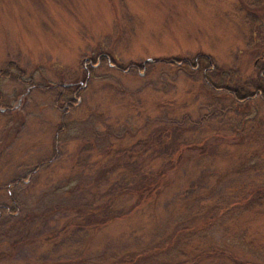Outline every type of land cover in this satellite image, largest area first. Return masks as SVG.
Returning a JSON list of instances; mask_svg holds the SVG:
<instances>
[{
	"label": "rangeland",
	"instance_id": "1",
	"mask_svg": "<svg viewBox=\"0 0 264 264\" xmlns=\"http://www.w3.org/2000/svg\"><path fill=\"white\" fill-rule=\"evenodd\" d=\"M199 54L209 57L210 83L252 91L264 76V0H0V68L8 77L0 81V264L157 244L199 192L219 194L216 207L238 202L223 215L209 208L216 220L186 236V264H264V168L248 167L246 153L250 144L251 158L263 164L264 102L253 95L236 118L231 97L205 83L201 68L175 63ZM138 63L142 69L129 67ZM63 99H70L66 130L55 139ZM163 129L170 148H189L180 150L178 170L167 172L157 204L48 245L87 182L98 177L101 187L123 150L155 145L154 132ZM110 144L118 151L105 155ZM87 153L102 155L96 166L86 165ZM197 180L214 191H188ZM128 203L124 196L114 208ZM154 259L170 261L163 252ZM154 262L144 255L135 264Z\"/></svg>",
	"mask_w": 264,
	"mask_h": 264
},
{
	"label": "trees",
	"instance_id": "2",
	"mask_svg": "<svg viewBox=\"0 0 264 264\" xmlns=\"http://www.w3.org/2000/svg\"><path fill=\"white\" fill-rule=\"evenodd\" d=\"M92 59V58H91ZM103 59V58H100ZM92 61H94L92 59ZM152 61H156L155 59ZM175 61V59L173 60ZM171 60L170 63L173 62ZM180 61V60H179ZM183 61V62H182ZM180 62L175 63H182L184 67H191L194 68H201L203 71V80L205 83L211 84L213 87H220L225 90L232 99V106L229 108L232 115H235L236 118L240 117L241 115L245 114V110H243L244 103H247L248 100L253 98V95L258 94V97L261 101L264 102V76H259L260 84H254L252 91L250 92H241V87H231L228 85L222 86L217 84H212L209 82L207 77L205 76V71L210 69V60L209 57L206 55L199 54L195 56L192 60H182ZM129 67L134 68H143V63L133 64ZM261 67L264 70V62L262 63ZM88 67L86 73L88 74ZM7 72L1 70L0 68V81L1 79L8 78L5 76ZM224 74V73H223ZM226 74V73H225ZM70 100V99H69ZM68 101L63 99L61 102L64 101L66 105L58 106L60 107V116H59V124L55 131L54 138L58 139L59 134L64 132L66 126V119H67V111L66 108L68 107ZM4 110L7 108L2 106ZM237 121V120H236ZM243 121L247 123L250 121L247 115H244ZM239 126V122H236V127ZM146 128V127H145ZM147 129V128H146ZM148 131V130H147ZM153 138H155V145L159 146V153L156 154L155 145L145 143H136L130 145L128 150H123V155L117 161V165L113 167V171H109L107 174V180L104 184H101L98 180V177L95 180H90L87 182L86 186L88 190L81 194L83 199L82 201H78L73 208V211L70 214V217L64 222V224L57 230L53 232H49L46 238H50L48 245H54L59 242L60 236L65 233H71L74 230H80L83 233H86L89 229L92 231H96L99 228L105 226L108 222L123 219L132 213H137L142 208L156 205L158 202V196L161 193V190L165 184V178L167 177L168 171H177L179 166L178 163L180 161V150H185L189 148L188 145L183 144V147L180 150H176V148H170L171 145V135L169 134L168 130L163 129L158 132H154ZM239 129H233L232 135H238ZM170 136V137H169ZM166 137V140H163ZM139 145L140 150H136L135 146ZM198 145V146H197ZM196 148H201L202 144H197ZM127 145H124L125 147ZM229 146H235V143L230 142ZM116 152L118 149L116 147L107 146L105 148V155L109 153V151ZM176 150V151H175ZM148 154L146 155L145 153ZM174 152L177 153V156H171ZM246 153L249 155L247 159L248 167L251 168H264V161L262 163L254 161L251 156L253 155V149H250V144L246 145ZM92 153H87V163L86 165L90 168L96 166L99 162L98 159L101 160L102 155L93 158ZM175 157V158H173ZM244 164V157L240 159L237 164L234 166L235 169H239ZM202 167V165H201ZM205 168V166H204ZM220 176V175H218ZM216 176V180L219 181L220 178ZM106 178V176H105ZM201 178V177H199ZM198 178V179H199ZM99 184V185H98ZM212 186H216L214 184ZM86 188V187H84ZM195 188L199 191L210 192L214 191L213 187L210 185L202 184L201 180H197L195 183L190 184V188L188 191H194ZM184 189V188H183ZM239 189L236 188L235 190ZM189 194V193H187ZM187 194L181 196V193L178 194V198L183 197L186 199ZM194 194V193H193ZM195 195V194H194ZM199 198L195 200V205L191 212L185 217V219L180 220L178 223L172 225L171 230L169 231L170 237L166 239H162L161 241L152 242L149 246L143 247L141 249H132L127 246H122L121 249L117 252H106L102 253L96 257H80L77 256L76 258L70 257L68 259H58V263L52 264H70L68 263L76 261V263H81L83 260L84 264H135L139 263L140 260L144 259V255H149L153 260L154 263L157 264H186L188 262V255L186 249L189 245V242L186 241V236H190L197 232H202L207 228L211 227L213 222L216 220V213H211L209 211L210 207L214 206L217 208V211H221L219 215L225 214L229 211V205H236L238 200H233L227 206H217L216 207V200L220 198L219 194L214 195L213 198H203V194L199 192ZM197 195V196H198ZM200 195L202 197H200ZM250 195V193L248 194ZM124 196L129 197V203L126 208L121 206H117L114 208V204L117 202L119 203ZM132 198V199H131ZM131 200V201H130ZM7 209L5 204L1 205V210ZM13 209V208H12ZM14 211V209H13ZM107 213V216L99 215L103 213ZM180 244V245H179ZM145 251V253H143ZM164 253V255L169 256V260H155V256L159 253ZM72 258V259H71ZM65 260V261H62ZM49 262L44 261L41 264H48Z\"/></svg>",
	"mask_w": 264,
	"mask_h": 264
},
{
	"label": "bare ground",
	"instance_id": "3",
	"mask_svg": "<svg viewBox=\"0 0 264 264\" xmlns=\"http://www.w3.org/2000/svg\"><path fill=\"white\" fill-rule=\"evenodd\" d=\"M118 66V65H117ZM134 68V67H133ZM136 71V70H135Z\"/></svg>",
	"mask_w": 264,
	"mask_h": 264
}]
</instances>
